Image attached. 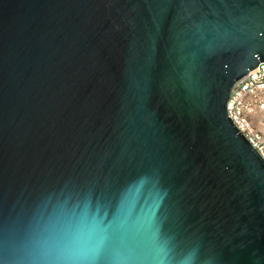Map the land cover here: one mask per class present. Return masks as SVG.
<instances>
[{"label": "water", "instance_id": "water-1", "mask_svg": "<svg viewBox=\"0 0 264 264\" xmlns=\"http://www.w3.org/2000/svg\"><path fill=\"white\" fill-rule=\"evenodd\" d=\"M259 62L264 0H0V264H264Z\"/></svg>", "mask_w": 264, "mask_h": 264}, {"label": "built area", "instance_id": "built-area-1", "mask_svg": "<svg viewBox=\"0 0 264 264\" xmlns=\"http://www.w3.org/2000/svg\"><path fill=\"white\" fill-rule=\"evenodd\" d=\"M227 116L264 160V62L233 83Z\"/></svg>", "mask_w": 264, "mask_h": 264}]
</instances>
